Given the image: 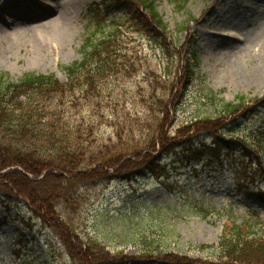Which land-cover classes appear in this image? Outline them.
<instances>
[{
    "label": "rangeland",
    "instance_id": "obj_1",
    "mask_svg": "<svg viewBox=\"0 0 264 264\" xmlns=\"http://www.w3.org/2000/svg\"><path fill=\"white\" fill-rule=\"evenodd\" d=\"M57 1L58 9L54 0H19L15 5L10 0H0V7L6 9L0 12V75L16 83L26 73L55 75L66 82L65 67L81 61L86 39L94 30L92 12L99 11L104 20L111 16L114 23H119L122 54L131 57L135 65L129 72L119 66L88 96L78 88L80 111L101 124L104 138L112 135L107 116L112 117L115 111L130 112L144 122L143 131L140 125L133 124V135L142 140L147 138V129L156 135L158 121L169 113L165 131L158 138L161 142L150 153L155 163H159L158 157L163 159L158 169L149 174L144 171L138 178L113 176L111 172L105 180L82 187L79 205H74L76 212L64 211L77 237L97 239L107 246L111 256L102 264H178L179 261L141 256L137 237L151 232L157 234L156 244L184 254L186 264H209L218 261L216 246L231 224L229 216L245 227L243 223H253L259 211L261 223L255 232H264V177L257 180L255 188L247 183L250 172L239 171L230 163V154L240 140L246 138L258 146V135H264V52H260L264 45V0L224 2L230 10L228 26L222 32L236 31L241 36L251 29L255 40L251 46L245 45L243 38L214 35L219 25L210 18L224 5L222 0H156L167 28L155 34L146 13L128 4L104 11L100 4L108 0H78L77 6L68 0ZM181 3L184 7L179 6ZM13 6L17 11L25 9L24 15L31 19L15 31L2 22L3 18L12 27L22 23L20 14L17 18L10 14ZM63 8L72 11L66 21L38 26L55 19ZM204 33L206 40L201 41ZM221 41L227 47L219 46ZM185 57L194 62L196 72L186 91ZM236 63L241 66V77L233 75ZM153 79L170 87L160 92L162 99L171 97L173 102L166 112L157 111L159 114L148 113L142 101ZM207 87L219 92L228 103L244 97L247 106L240 115L244 120L233 122L229 117L219 121L211 107L201 101L202 90ZM95 106L101 108L106 119L99 118ZM203 116L215 121L209 126L199 124L197 129L191 126L192 120ZM216 136L232 147L227 153L218 151L219 159L211 160L199 151L202 143L212 145L211 139ZM185 141L188 147L195 142L197 151H184ZM162 142L170 145L162 146ZM246 165L255 166L250 160ZM5 172L11 171H0V264H80V257L87 253L83 244L72 237L65 244L46 216L34 210L31 199L19 198L16 188L12 193L4 190L5 185L11 188L2 177ZM22 188L28 191L27 185ZM207 245L215 248H203Z\"/></svg>",
    "mask_w": 264,
    "mask_h": 264
},
{
    "label": "trees",
    "instance_id": "obj_2",
    "mask_svg": "<svg viewBox=\"0 0 264 264\" xmlns=\"http://www.w3.org/2000/svg\"><path fill=\"white\" fill-rule=\"evenodd\" d=\"M116 2L118 5L128 4L138 12L143 10L149 18L152 33L166 30L167 25L157 10L156 0ZM179 6H184V3ZM108 8L109 5L106 6L107 11ZM93 14L97 16V29L94 28V33H89L86 39L82 60L65 67L66 82H61L54 75L26 73L16 83L9 82L6 76L0 75V171L21 167L33 176L30 179L21 171L8 172L2 177L6 178L11 188L5 185L3 189L12 193L16 188L19 198L26 201L31 199L35 204L34 210L46 216L51 228L58 230L65 244L71 237L79 240L87 249L83 257L76 256L81 258L80 264H102L109 261L111 255L106 252L107 246L97 239H79L72 228L71 219L64 216V211L76 212L77 207L74 205H79L82 187L105 180L111 175L110 170H114L113 176L131 178L146 170H155L158 164L151 159L150 153L161 142L158 138L161 139L165 131L169 115L167 113L163 120L158 121L154 133L156 135L150 134L147 129L149 134L143 140L136 139L133 135V124L140 125L143 131L144 122L137 120L130 112L120 114L115 111L112 117L107 116L112 129V135L108 138H104V135L101 137L102 127L99 122L83 115L81 105L77 103L78 88L88 96L96 92L119 66L123 67V71L129 72L134 70L135 65L131 57L122 54V36L115 29V23L109 25L110 19L103 20L99 13ZM191 67L192 64L187 61L184 66L187 73L185 91L194 80L195 73L191 71ZM161 82L153 79L149 84L147 98L142 95V101L145 102L143 105L149 110L148 113L155 114L160 110L166 112L173 103L171 97L162 99L160 90L170 87H165ZM237 99V103H227L219 93L208 87L203 88L201 95L202 103L211 107L219 121L231 117L235 122L242 118L240 114L246 107V102L243 97ZM95 107L99 111V118L106 119L101 108ZM92 110L97 113L94 108ZM211 121L215 119L203 116L192 120L191 126L197 129L199 124L209 126ZM213 138L214 145L230 147V142H226L223 137ZM247 142L242 140L237 147L236 150L240 153L237 160L240 158L242 162L243 158H248L255 163L253 167L246 166L253 172L254 181L264 176V148L260 145V149L252 142ZM169 145V142H165L162 146ZM184 146L188 147L187 141L183 143L182 147ZM190 146V150L197 151L193 144ZM203 150H206L205 145ZM211 154H215L213 149ZM42 175L44 176L41 177ZM23 185L28 186L27 192L23 191ZM62 227H66V230ZM252 228L249 225L245 231L242 226L235 224L227 228L216 248L219 253L218 261L209 264H220L222 258L224 262L221 264H264V234H256ZM151 233L137 237L142 257L186 264L183 262L185 256L156 244L157 234Z\"/></svg>",
    "mask_w": 264,
    "mask_h": 264
},
{
    "label": "bare ground",
    "instance_id": "obj_3",
    "mask_svg": "<svg viewBox=\"0 0 264 264\" xmlns=\"http://www.w3.org/2000/svg\"><path fill=\"white\" fill-rule=\"evenodd\" d=\"M11 1V3H12V5H15L16 3H18L19 2V0H10ZM70 3L72 2V5L74 6V5H78V3H79V1L78 0H68ZM223 1V0H222ZM53 2V1H52ZM58 1L57 0H54V4L56 5L55 6V8H57L58 7ZM18 6V5H17ZM17 6H13V8L10 10V14L12 15V16H16V18L18 17L17 15L18 14H20V17H23V19L22 20H20L22 23H17V24H13L14 26L12 27V23H6L5 22V20L2 18V22L5 24V25H7L8 26V29L9 30H11V31H15V30H18L20 27H22V25H23V23H28V19H30V18H27L25 15H24V12H25V9L24 10H22L21 9V11H17V10H14ZM27 8V7H26ZM28 9V11H31L32 10V8H27ZM58 9V8H57ZM64 10H62V11H60L59 12V15L55 18V19H53V20H51L49 23H42V24H39L38 26H46V25H48V24H51V23H53V24H55V23H57V24H59L61 21H66V19L67 18H69L71 15V9L70 8H63ZM6 9H2L1 7H0V12L1 11H5ZM229 10H230V8L228 7V5L227 4H225L224 5V7H222L221 9H219L218 8V10H216V11H214V14H212V16H211V18H210V20H211V22H216L217 23V26H218V24H219V26H218V30H214V35H216V34H218V33H223L222 32V30L223 29H225L227 26H228V23H227V20H226V17L228 18L229 16H227L228 14H229ZM33 11V10H32ZM20 12V13H19ZM27 18V19H26ZM26 19V20H25ZM31 20V19H30ZM205 20V19H204ZM38 26H34L35 28L36 27H38ZM48 27H50V26H48ZM66 29V28H65ZM64 29V30H65ZM232 29V28H231ZM251 29L250 30H248L247 31V35H245V34H243V35H239L236 31L235 32H233V34H225V33H223L222 35L223 36H225V35H228L230 38H243V41L244 42H246L245 43V45H249V46H251L253 43L255 44V40H254V38H252L251 37ZM233 35V36H232ZM223 36L221 37L220 36V38L222 39L223 38ZM219 37V36H218ZM204 40H206V35H205V33H204V36H203V38L201 39V41H204ZM219 46H225V47H227V44L226 43H224V41H221L220 42V45ZM262 48V51H260L261 53L262 52H264V45L261 47ZM257 57H260V55L259 56H257ZM241 72H242V70H241V66H240V64H234L233 65V75H235L236 77L238 76V77H241L242 76V74H241ZM261 72H262V74H264V62H263V64H262V68H261Z\"/></svg>",
    "mask_w": 264,
    "mask_h": 264
}]
</instances>
